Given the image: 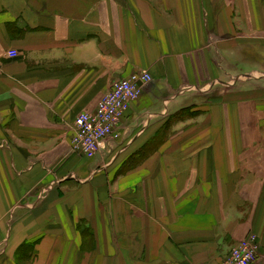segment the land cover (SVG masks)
<instances>
[{"label":"crops","instance_id":"obj_1","mask_svg":"<svg viewBox=\"0 0 264 264\" xmlns=\"http://www.w3.org/2000/svg\"><path fill=\"white\" fill-rule=\"evenodd\" d=\"M139 70L120 137L74 152ZM254 74L264 0H0V264H218L250 233L264 264Z\"/></svg>","mask_w":264,"mask_h":264},{"label":"built area","instance_id":"obj_2","mask_svg":"<svg viewBox=\"0 0 264 264\" xmlns=\"http://www.w3.org/2000/svg\"><path fill=\"white\" fill-rule=\"evenodd\" d=\"M15 51H8L11 58ZM153 81L149 70H139L117 80L101 98L95 111H83L75 119V133L71 148L74 152L95 155L102 142L120 137L118 126L143 88ZM259 237L250 233L231 249L229 255L218 264H252L260 255Z\"/></svg>","mask_w":264,"mask_h":264},{"label":"rangeland","instance_id":"obj_3","mask_svg":"<svg viewBox=\"0 0 264 264\" xmlns=\"http://www.w3.org/2000/svg\"><path fill=\"white\" fill-rule=\"evenodd\" d=\"M254 75H255V76H254ZM254 75H249V79H250L251 77H253V76L256 77V78H257V77H260V76H264V75H257V74H254ZM243 79H246V77H244ZM247 79H248V77H247Z\"/></svg>","mask_w":264,"mask_h":264}]
</instances>
